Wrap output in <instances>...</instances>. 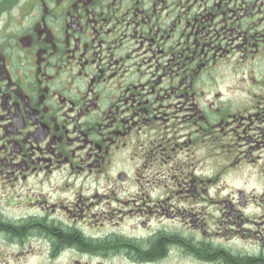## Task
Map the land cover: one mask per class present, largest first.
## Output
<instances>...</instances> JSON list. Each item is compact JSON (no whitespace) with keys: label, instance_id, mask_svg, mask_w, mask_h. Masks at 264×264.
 I'll use <instances>...</instances> for the list:
<instances>
[{"label":"flooded vegetation","instance_id":"obj_1","mask_svg":"<svg viewBox=\"0 0 264 264\" xmlns=\"http://www.w3.org/2000/svg\"><path fill=\"white\" fill-rule=\"evenodd\" d=\"M0 264H264V0H0Z\"/></svg>","mask_w":264,"mask_h":264}]
</instances>
